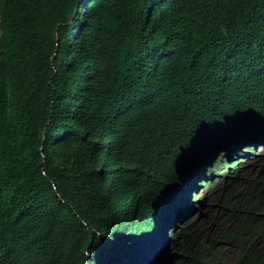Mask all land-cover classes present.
<instances>
[{"label":"trees","instance_id":"obj_1","mask_svg":"<svg viewBox=\"0 0 264 264\" xmlns=\"http://www.w3.org/2000/svg\"><path fill=\"white\" fill-rule=\"evenodd\" d=\"M240 119L264 144V0H0V264L152 240L184 136ZM236 161L166 264H264V164Z\"/></svg>","mask_w":264,"mask_h":264},{"label":"clouds","instance_id":"obj_2","mask_svg":"<svg viewBox=\"0 0 264 264\" xmlns=\"http://www.w3.org/2000/svg\"><path fill=\"white\" fill-rule=\"evenodd\" d=\"M255 127L257 125L248 120L240 119L228 124L226 128H222V131L203 127L191 136H184V140L187 138L189 140L183 146V153L174 163L176 176L173 177L174 184L169 189L170 197L151 217L152 221L147 232L153 233L154 238L138 240L134 249L132 244H129L131 239L128 230L120 231L118 236H114L106 243L107 247L115 248L112 250L114 254L108 256L105 264H166L170 262L178 250V248L176 251L172 250L171 234L176 233L178 236L180 235L178 231L181 230L175 232L174 227L181 217L190 216L185 214L186 210H183L191 207L192 210L198 209L200 214L209 205L210 197L205 198L198 194H200L201 186L208 185L211 172H223L225 175L224 171L230 172L228 169L234 168V159L237 160L238 166L237 155L254 152V149L264 147L263 143L254 138ZM172 189L178 192L175 193ZM205 205L207 206L203 208ZM171 221L174 223L172 226L169 225Z\"/></svg>","mask_w":264,"mask_h":264},{"label":"rangeland","instance_id":"obj_3","mask_svg":"<svg viewBox=\"0 0 264 264\" xmlns=\"http://www.w3.org/2000/svg\"><path fill=\"white\" fill-rule=\"evenodd\" d=\"M237 157L239 160V164H238L237 169H240L241 171H244L245 168H250V166H252V165L260 166L261 164H264V147L254 149V152L252 151V152H248L245 154H239V155H237ZM228 170H230V172H231L234 170V168H229ZM226 177L227 176H225L223 174V172H220V173L211 172V174L208 177L210 180L208 182V185L201 186L202 188L200 189V191H199L200 194H198V196H205V198H209V197H211L213 192L215 193L219 190L221 191L223 189L224 185H226V183L228 182V178H226ZM207 205L203 206V208L206 207ZM199 212L200 211L198 209L192 210L191 207H188L186 209L185 214H189L190 216L189 217L185 216V217L180 218V220L178 221V223L174 227L175 232H176V230L178 231L179 229H186L188 232L195 233L196 232L195 231V225H196L195 219L198 218L201 220V218H202V216L199 214ZM177 238L181 241L182 240L187 241V236H184L183 234L178 235ZM179 250H180V248H178L177 251H179Z\"/></svg>","mask_w":264,"mask_h":264},{"label":"bare ground","instance_id":"obj_4","mask_svg":"<svg viewBox=\"0 0 264 264\" xmlns=\"http://www.w3.org/2000/svg\"><path fill=\"white\" fill-rule=\"evenodd\" d=\"M187 208H185L183 211H185Z\"/></svg>","mask_w":264,"mask_h":264}]
</instances>
